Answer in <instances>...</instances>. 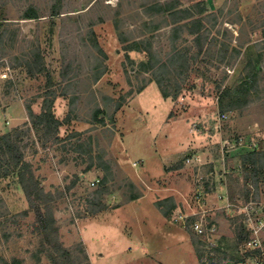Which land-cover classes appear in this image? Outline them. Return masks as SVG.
Here are the masks:
<instances>
[{
  "label": "rangeland",
  "instance_id": "obj_1",
  "mask_svg": "<svg viewBox=\"0 0 264 264\" xmlns=\"http://www.w3.org/2000/svg\"><path fill=\"white\" fill-rule=\"evenodd\" d=\"M154 1L0 0V134L19 133L26 160L57 197L60 239L83 264H163L140 246L156 223L146 222L137 204L122 205L141 197L189 234L179 261L168 264H264V232L256 255L236 234L248 202L242 158L254 150L233 146L238 137H252L264 151V0H181V7L216 1L217 20L206 24L209 45L173 76L176 97H165L152 71L140 66L149 60L141 40H152L162 59L172 50L166 17L146 12ZM30 8L41 17L25 18ZM54 9L62 13L53 15ZM225 21L238 24L242 56ZM253 40L257 45L246 44ZM175 43L190 55L198 52L186 31ZM37 46L46 71L31 75L23 62ZM50 88L63 122L61 140L44 147L28 107L39 115ZM249 187L250 201L263 200L264 173L258 190ZM198 192L216 227L206 241L175 219L199 212ZM220 194L235 206L226 208ZM101 203L111 210L90 219ZM35 220L16 176L0 177V264H53Z\"/></svg>",
  "mask_w": 264,
  "mask_h": 264
},
{
  "label": "trees",
  "instance_id": "obj_2",
  "mask_svg": "<svg viewBox=\"0 0 264 264\" xmlns=\"http://www.w3.org/2000/svg\"><path fill=\"white\" fill-rule=\"evenodd\" d=\"M146 12L153 17L163 15L166 17L165 19L168 23L174 24L169 36L172 50L166 59H162L153 50L152 40H141L140 42L144 46L142 49L149 53V60L141 62L140 66L144 70L152 71L153 79L165 97H176L180 86L172 89L173 76H179L187 71L191 65V61L198 58L201 54L210 31L206 24L207 22L216 21L217 17L215 13L208 12L206 5L202 1L194 3L193 6L181 7V0H156L146 8ZM60 13L62 12L54 9L52 14L58 15ZM40 17L41 15L38 11L32 8L25 14V18ZM184 31L193 35V41L198 48L196 54L190 55L186 48H179L176 45L175 42ZM95 43L99 48L98 43ZM225 46L226 48L228 47L227 45ZM99 49L103 52L101 48ZM236 52L240 54L241 50L236 48ZM25 56L23 63L31 75L46 71L44 58L38 46L33 48L29 53H26ZM20 63L22 62H18V64ZM103 73L104 70L97 72L95 80L100 79ZM47 77L49 83L51 85L54 84L51 75L47 74ZM55 94L56 92L52 88L46 92L43 110L39 115H35L30 106L28 107L29 114L32 117H36V121H34L35 129L40 132V139L44 147H48L50 143L61 140L60 127L63 121L57 117L53 109ZM19 136L18 132L0 134V177L9 175L10 173L16 176L18 183L22 186L25 193L29 208L35 212V227L46 238L44 243L47 244V247H43V249L48 253L53 264H83L80 258L76 256L74 247L66 246L61 241L60 226L55 216L54 202L57 197L55 196V192L46 191L32 163L26 160ZM242 160L244 165L243 177L247 189L245 199L249 201L251 193L249 186L255 187L256 190L260 187V181L264 173V151L254 150L243 155ZM160 205H162L161 202ZM104 206L102 203L95 206L93 212L96 213L104 209ZM164 213L166 216H169V212L164 211ZM23 214H28V211H24ZM237 217L239 220L240 216ZM244 222L243 220L238 221L236 234L238 241L247 246L250 240V231ZM257 253L260 254L261 251L259 249L250 250L248 254L256 255ZM84 256L87 260L88 255L85 254Z\"/></svg>",
  "mask_w": 264,
  "mask_h": 264
},
{
  "label": "crops",
  "instance_id": "obj_3",
  "mask_svg": "<svg viewBox=\"0 0 264 264\" xmlns=\"http://www.w3.org/2000/svg\"><path fill=\"white\" fill-rule=\"evenodd\" d=\"M212 4L214 6H211ZM215 5H216V1H213L212 3H208L206 5L208 12L217 13V6H215ZM166 23H167L166 25H168V26H171V27L174 26V24H171L168 22H166ZM234 26H236V27H234ZM222 27L224 29L228 28L229 30H232V32L234 33L233 34V40L235 42L233 44V47L239 48V50H241L240 56H242V54L244 53V51H242L244 49V47H242L241 44H243V43H241L240 45L236 44L240 40L239 37L241 35L240 29L238 28V24L235 22L231 23L229 21H225L224 25ZM251 36H253L252 32H251ZM209 37H210V31H209V34L207 35L205 47L208 46L210 43ZM256 41L257 40H253V42H249L246 44L252 45V43H253V46H254ZM255 45H257V44H255ZM250 49H252L251 46H250ZM222 51L226 52V50H222ZM228 70L230 71V68ZM126 203L129 205L132 203L135 205L137 204L136 205L138 207L137 209L140 211L144 220H146V222H149V223H151V222H153L154 224L156 223V226L154 225L156 228V230H154L155 232L151 233L149 235L148 239L145 238V240L142 241V243L140 245L147 252L146 255L150 256L152 254H158L160 256L158 260L162 261L163 264H168L167 261H170V259H173V258H176V260L178 262L179 261L178 255H181L184 247H188V239H189L188 235L189 234L187 233V231L183 227H180L176 223H174L170 219L169 216H166L163 213V211L161 210V207H159V208L156 207L152 202H150V199H148V198L146 199L145 197L144 198L141 197L137 201H134V200L128 201V202L123 203L122 205H125ZM142 206H144V207L146 206L148 208L145 207L146 209H143ZM110 210L102 209V210L98 211L97 213H94L93 215H91L92 217H90V219L93 217H96V216H100L104 212H107ZM143 229L145 232L146 228H143ZM71 233H69V237L72 235ZM152 234H153V237H152ZM72 237L75 239V240L73 239L74 241H77L79 239L83 240L82 233H80L79 239L77 238L76 234H73ZM172 237H174V239L169 241L170 239H172ZM149 246L154 247V249L151 251V249H149ZM148 249H149V251H148ZM170 254H172V255L170 256ZM180 263H181V261H180ZM186 263L189 264L188 261Z\"/></svg>",
  "mask_w": 264,
  "mask_h": 264
},
{
  "label": "built area",
  "instance_id": "obj_4",
  "mask_svg": "<svg viewBox=\"0 0 264 264\" xmlns=\"http://www.w3.org/2000/svg\"><path fill=\"white\" fill-rule=\"evenodd\" d=\"M219 118L221 120H226L227 114L221 113ZM254 125L255 127H257V129H259V123H255ZM229 141L230 140H226L227 143ZM258 143L259 142L252 137L249 140L243 137H238L233 140V146H236L237 148L246 146L249 147L250 150L260 151ZM99 181L100 179L97 178L95 180H92L90 184L92 186H95ZM220 198L222 200L226 199V208L231 209L235 206V204L230 201L226 194H220ZM196 202L200 207L198 213H194L191 215H180L175 219H183L184 223L187 224L199 238H201L203 241H206V239L214 235L216 227L215 225L210 224V222L208 221L207 212L209 211V209H207V207L205 206V199L202 192H198V194H196ZM241 209L246 215L245 222L246 225H248V230L250 231V240L248 241L247 245L251 247V250L259 249L260 251H262L261 237L264 232V199L261 201L249 200L244 205H242ZM187 218L189 219L188 222L186 221Z\"/></svg>",
  "mask_w": 264,
  "mask_h": 264
}]
</instances>
